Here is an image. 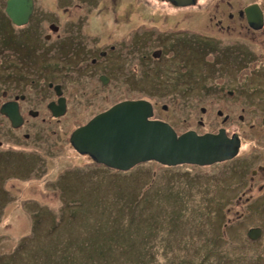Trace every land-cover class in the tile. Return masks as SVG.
Instances as JSON below:
<instances>
[{"label":"rangeland","instance_id":"rangeland-1","mask_svg":"<svg viewBox=\"0 0 264 264\" xmlns=\"http://www.w3.org/2000/svg\"><path fill=\"white\" fill-rule=\"evenodd\" d=\"M247 1L254 0H239V5ZM212 2L216 0H210V5ZM1 3L2 0L0 8ZM38 4L52 16V11L59 10L60 16L55 14L59 20L56 23L63 31L59 36H68L70 27L81 17L85 25L86 19L80 14L88 11L91 18L87 24L107 26L110 41L115 37L123 40L122 51L132 58L127 68L136 62L143 71L170 78L176 74L173 68L183 72L187 79L177 83L183 92L154 88L133 97L149 100L153 104L152 118L168 122L178 133L188 129L198 133L217 131L218 100L213 89L220 82L211 72L203 76L202 65L196 59L183 62L188 70H180L181 59L168 53L175 48L196 55L197 44L190 29L202 24L195 9L199 3L188 9L159 0H123L117 4L111 0H65V3L38 0ZM63 6L68 12H62ZM186 13L188 19H179ZM47 20L43 21L41 40H46L45 32L53 38L56 34ZM177 21L179 29L167 28ZM35 23L40 21L35 19ZM186 28H189L187 32ZM177 31L190 38L177 36ZM166 33L169 37L161 44L159 38ZM134 34L141 36L136 53L137 44L130 43ZM163 44H166L164 49ZM97 45L96 50L102 43ZM158 48L163 49L159 60L152 57V50ZM56 49L43 50L45 78H38L35 85L29 81V85L36 87L44 79L65 85L70 102L66 115L58 123L41 118L35 122L57 140V146L49 150L45 159L41 156L37 159L30 153L0 150V155L11 153L23 161V179L31 188L25 205H0V264H264V235L252 241L246 236L252 226L262 227L264 231V196L260 204V198L255 200L251 209L245 203L264 190V172L258 173L253 188L249 178L252 168L264 164V154L263 158L249 156L260 148L255 149L258 146L246 140L248 143L242 144L234 158L207 166H163L146 161L127 171H117L96 164L87 154H78L70 147L67 143L70 133L76 124L86 123L97 111L109 108L117 97H127L130 93L125 89L108 100L102 98L106 87L97 78L102 60L91 65L90 49L76 52V57L68 55L69 50L63 56L57 55ZM84 67L87 71H83ZM91 70L94 71L90 75ZM92 85L100 93L93 99H80L78 90ZM45 95L44 103L48 98ZM240 105L232 108L237 123ZM201 107L205 110L201 111ZM44 112L41 116L45 117V108ZM254 115L245 111L246 119ZM226 129L228 133L250 132L248 122L241 126L238 123V127L231 122ZM252 137L255 135L251 134ZM9 169L16 171L14 167ZM260 185L262 190L258 188ZM136 203L137 217L132 221L130 206Z\"/></svg>","mask_w":264,"mask_h":264},{"label":"flooded vegetation","instance_id":"flooded-vegetation-1","mask_svg":"<svg viewBox=\"0 0 264 264\" xmlns=\"http://www.w3.org/2000/svg\"><path fill=\"white\" fill-rule=\"evenodd\" d=\"M32 1V11L28 21L23 25L14 24L6 13V0H2L1 3L0 29L1 31L5 29L13 31L16 35L13 41H1L3 43H0V45H5V47H1L3 50H0V150L7 149L15 153H30L33 156L40 155L45 159V157L49 155V150H53L57 146V140L52 139L43 126L35 124L37 118H41L42 121L46 120V122L55 120L58 123L59 119L68 112L70 103L65 85L61 81L44 79V82L40 85L36 87L32 86L35 85V82L36 84L39 82L38 78H45L43 50L46 49L52 50L57 48L55 54H62V56L65 50H69L68 55L71 54L73 57L77 56L75 54L76 52L80 54L83 50L88 51L90 49L91 53L89 60L91 65L98 64V60H102L101 71L97 74V78L103 88L106 87L104 92L107 91L108 93L106 94V92H103L101 97L108 100L109 97L116 96L115 94H122L125 89L130 93L126 95L127 97H117L111 102V105L124 99H136L133 97L135 93H140L141 91L150 92L154 88L162 91H171L174 89H176V91H184L178 87L177 83L180 80L185 81L187 75L183 74L181 71L178 72V69H172L174 73H176L174 77L178 78V80L175 81L173 79L174 77L170 78L166 74V76L152 75L153 72L143 71L140 66L137 67L136 62L130 68H127L126 64L132 58L125 51H122L123 40L115 37L110 41L111 36L107 26L87 24L91 18V15L87 13L88 11H84L83 14H80L86 19L85 25H82V17L79 16L81 18L77 19L76 23L70 27L71 29L68 36H59L62 29L60 30V26L56 23L59 22V20L55 16V14L60 16L58 14L59 10L52 11L54 12L52 16L48 14V11L46 12L40 9L38 0ZM85 1L93 2L99 0ZM120 1L123 0H111L114 4L120 3ZM159 1H165L173 5L168 0ZM209 1L210 0H204L198 2V0H196L195 3H199L198 8L195 9L200 14L199 16L202 20V24L197 29H190L193 33V39L197 44L196 55H190L184 49L175 48L174 50L169 49L168 52H170V54L174 53L177 58L181 59L180 70H188L187 65H184L183 62L196 59L202 65L201 71L203 76L211 72V74L215 76V79H218L220 85L213 89L217 93L216 101L218 100L216 114L219 118L220 126L217 130L219 128H224L227 132V125L231 122L236 123V127H238V123L239 126H241L248 122L250 132L245 134L241 131H233L231 133L227 132V134H238L240 138L239 150L242 144L248 143L246 140L251 143L254 142L253 144L258 146L255 147V149L260 148L261 150H254L249 156L254 155L256 158H263L264 0L261 2L256 0L247 1L243 5H239V0H216V2H212L211 5ZM61 2L65 3V0H61ZM252 4H256L259 9H246L247 6ZM191 6L193 5L183 6L181 8L188 9V7ZM63 10H67L68 12L66 6L62 7V12H64ZM188 18L189 14L186 13L179 19L186 20ZM35 19L39 20L40 23L33 24ZM44 20L48 21V26L54 28L56 32L54 38L50 33L45 32L43 36L46 40L40 39L42 35L40 33H42L44 27ZM177 23L178 21L176 24L167 26V28L177 30L179 29ZM188 30L189 28H186V32ZM176 35L190 38V36H187L185 33L180 34L179 31L176 32ZM168 37L167 33L161 36L159 38L161 44L165 42ZM99 42L102 43V46L96 50ZM130 43H133V45L134 43L137 44L134 46V52L136 53L137 47H139L141 43V36L139 34L135 36L134 34ZM13 45L15 49H12ZM165 46L166 44H163V49ZM163 49L161 50L158 48L157 50H152V57L159 60L162 57ZM138 61L140 60L138 59ZM83 71H87V68L84 67ZM93 71L94 70L90 71V75ZM53 78H55V75H53ZM29 81L32 84L31 87ZM4 84L5 86L2 87ZM9 85H11V88H8ZM58 91H60L59 95H57ZM99 93L100 91H98L94 85L87 88L85 86L78 90L79 98H85L86 100L90 98L93 99ZM45 94H48L46 103H44ZM4 96L5 99H3ZM60 98H62L61 102H64L65 112L60 116H55L52 111L57 112L59 110L57 106L60 104L58 102ZM40 101L42 102L41 104H39ZM8 103H13L17 109V112L14 113V117L18 119L15 125L12 123L11 117L2 111L3 107ZM49 103H52L55 110L48 107ZM238 103H241V113L236 117L237 123L234 122L235 119L232 114V108L237 107ZM162 107L165 108L164 105H162ZM44 108L47 111L45 117L41 116V114L45 113ZM200 110L204 111L205 108L201 107ZM245 111L254 112V118L247 117L246 119ZM199 122L202 123V121ZM81 123L76 124L73 130L80 126ZM251 134L255 135V137L251 138ZM254 138L256 140H254ZM67 143L73 149L69 139ZM92 161L99 164L94 160ZM22 166L23 161H18V158L14 157L13 154L3 152L2 155H0V205L17 203V206H23L27 203V191H31V188L23 179ZM9 167H14L16 171H11ZM250 172V188H253L254 186L252 184L255 178L258 177V173L264 172V164L258 163L256 168H252ZM258 188L262 190L261 185ZM263 196L264 190L259 196L252 197L250 200L245 201V203H248L246 207L250 206L249 208L251 209V204L258 198H260V204L263 201ZM240 197V195H237V198ZM260 229L261 233L258 237L250 238L247 235L248 233H246V236L251 241L254 239L259 240L264 235L262 227H260Z\"/></svg>","mask_w":264,"mask_h":264},{"label":"water","instance_id":"water-1","mask_svg":"<svg viewBox=\"0 0 264 264\" xmlns=\"http://www.w3.org/2000/svg\"><path fill=\"white\" fill-rule=\"evenodd\" d=\"M169 1L180 7L196 3V0ZM32 6V0H6V13L14 24L23 25L28 21ZM249 8L259 9L256 4L246 7ZM62 98L58 101L59 110L52 111L55 116L65 112ZM48 107L54 109L52 103ZM2 111L15 125L18 120L14 117L15 105L8 103ZM153 113V104L145 98L116 102L76 127L69 142L77 153L87 154L95 162L119 171H127L146 161L163 166H207L238 154L240 138L237 133L228 135L224 128L216 132L198 133L188 129L178 133L168 122L152 118ZM247 233L250 238H256L261 229L251 227Z\"/></svg>","mask_w":264,"mask_h":264},{"label":"trees","instance_id":"trees-1","mask_svg":"<svg viewBox=\"0 0 264 264\" xmlns=\"http://www.w3.org/2000/svg\"><path fill=\"white\" fill-rule=\"evenodd\" d=\"M1 18V17H0ZM15 35H16V33L15 32H13V31H10V30H2L1 31V29H0V43H3V42H1V41H13L14 39H15ZM160 42V41H159ZM161 43V42H160ZM1 47H5V45L4 44H1L0 45V50H3ZM13 48L12 49H15L14 48V45L12 46ZM17 48V47H16ZM45 51H47V50H45ZM31 53H34V52H31ZM168 53H170V52H168ZM5 86V84L2 86V87H4ZM37 159H39L40 158V155H37V156H35ZM105 167V166H104ZM106 168H108V167H106ZM44 171H45V169H43L41 172H42V174H44ZM143 198V197H142ZM139 200V199H138ZM138 204H140L139 202H138ZM138 204L136 203L135 205H133V206H130V213H131V215H130V218L132 219V221L137 217L136 215H137V212H138ZM215 245V244H214ZM148 247V246H147Z\"/></svg>","mask_w":264,"mask_h":264},{"label":"clouds","instance_id":"clouds-1","mask_svg":"<svg viewBox=\"0 0 264 264\" xmlns=\"http://www.w3.org/2000/svg\"><path fill=\"white\" fill-rule=\"evenodd\" d=\"M177 166V165H176ZM106 167V166H105ZM117 171H119V170H117Z\"/></svg>","mask_w":264,"mask_h":264}]
</instances>
